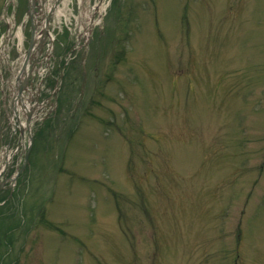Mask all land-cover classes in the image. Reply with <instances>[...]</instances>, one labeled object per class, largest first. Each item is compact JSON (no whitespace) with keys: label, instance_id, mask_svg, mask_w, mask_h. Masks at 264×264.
<instances>
[{"label":"rangeland","instance_id":"rangeland-1","mask_svg":"<svg viewBox=\"0 0 264 264\" xmlns=\"http://www.w3.org/2000/svg\"><path fill=\"white\" fill-rule=\"evenodd\" d=\"M6 1L0 264H264V0Z\"/></svg>","mask_w":264,"mask_h":264},{"label":"bare ground","instance_id":"bare-ground-1","mask_svg":"<svg viewBox=\"0 0 264 264\" xmlns=\"http://www.w3.org/2000/svg\"><path fill=\"white\" fill-rule=\"evenodd\" d=\"M50 8H52L51 5L48 6V8L45 9L46 13H39V14H41V16H42V19H41L40 17L37 16V18L35 17L36 19L34 18V20H35L36 22L40 23L42 26L48 25V17H49V15H48V11H49ZM34 12H35V11H34ZM39 14H38L37 12H35V15H39ZM46 20H47V21H46ZM36 38H37V37H36ZM36 41H37V40H36ZM35 49H36V47H35ZM35 49L31 51L32 54H35ZM37 53H38V50H37ZM19 94H20V96H17V94H16V97H17L18 100L21 102L20 106L23 107L24 111H28V110L33 111V110L35 109L33 106H30V107H29V106H27L26 104H24V99H23V96H22V91H21Z\"/></svg>","mask_w":264,"mask_h":264},{"label":"water","instance_id":"water-1","mask_svg":"<svg viewBox=\"0 0 264 264\" xmlns=\"http://www.w3.org/2000/svg\"><path fill=\"white\" fill-rule=\"evenodd\" d=\"M33 44V43H32Z\"/></svg>","mask_w":264,"mask_h":264}]
</instances>
